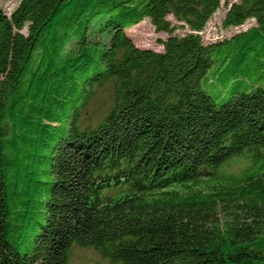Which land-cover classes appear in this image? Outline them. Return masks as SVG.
I'll return each instance as SVG.
<instances>
[{
	"label": "trees",
	"instance_id": "16d2710c",
	"mask_svg": "<svg viewBox=\"0 0 264 264\" xmlns=\"http://www.w3.org/2000/svg\"><path fill=\"white\" fill-rule=\"evenodd\" d=\"M222 3V28L254 24L204 42ZM144 19L161 51L126 35ZM77 248L264 264V0L0 8V264H71Z\"/></svg>",
	"mask_w": 264,
	"mask_h": 264
},
{
	"label": "rangeland",
	"instance_id": "374dc122",
	"mask_svg": "<svg viewBox=\"0 0 264 264\" xmlns=\"http://www.w3.org/2000/svg\"><path fill=\"white\" fill-rule=\"evenodd\" d=\"M20 0H0V8L7 14L11 13L18 5ZM239 0H229V3L237 2ZM225 13V7L223 3L221 4V8L213 15V17L208 21L204 30L201 32V38L204 42L215 41L222 38H229L232 34L245 30L248 27L254 24L253 21L246 22L243 26L239 28H228L224 29L221 26V19ZM26 33V29L23 30ZM126 35L131 38L134 44L140 48L152 49L154 51H161L162 47L158 44L160 39H165L166 35L163 33L156 32L155 28L151 25L148 19H144L139 24L134 27L126 29ZM183 33V32H177ZM212 73H209L208 77H212ZM221 88V87H220ZM222 89V88H221ZM222 93V98L220 99L223 102L227 97V90H224ZM102 98L104 99L105 94L100 93ZM89 107V106H88ZM87 107V108H88ZM96 106H94L95 108ZM98 110V109H96ZM96 112V111H94ZM89 110L87 109L85 113L83 112L82 116H87L89 114ZM20 240V239H19ZM31 238H27V240L21 245L20 251L21 254H26L31 249ZM71 264H111L106 260H102L99 256L91 250L84 248H77L74 250L71 257Z\"/></svg>",
	"mask_w": 264,
	"mask_h": 264
}]
</instances>
